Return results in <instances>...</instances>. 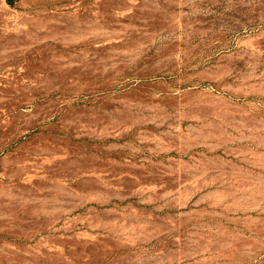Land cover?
Segmentation results:
<instances>
[{"label":"rangeland","instance_id":"rangeland-1","mask_svg":"<svg viewBox=\"0 0 264 264\" xmlns=\"http://www.w3.org/2000/svg\"><path fill=\"white\" fill-rule=\"evenodd\" d=\"M0 264H264V0H0Z\"/></svg>","mask_w":264,"mask_h":264}]
</instances>
